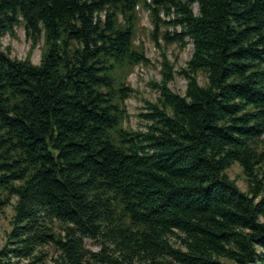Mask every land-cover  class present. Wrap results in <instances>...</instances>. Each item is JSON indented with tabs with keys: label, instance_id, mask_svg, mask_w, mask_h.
I'll list each match as a JSON object with an SVG mask.
<instances>
[{
	"label": "trees",
	"instance_id": "obj_1",
	"mask_svg": "<svg viewBox=\"0 0 264 264\" xmlns=\"http://www.w3.org/2000/svg\"><path fill=\"white\" fill-rule=\"evenodd\" d=\"M137 8L154 46H191L181 96L161 54L143 130L122 126ZM20 24L42 45L0 47V264H264V0H0V37Z\"/></svg>",
	"mask_w": 264,
	"mask_h": 264
},
{
	"label": "rangeland",
	"instance_id": "obj_2",
	"mask_svg": "<svg viewBox=\"0 0 264 264\" xmlns=\"http://www.w3.org/2000/svg\"><path fill=\"white\" fill-rule=\"evenodd\" d=\"M148 1V0H147ZM137 10V24L133 38V45L141 48L144 57L148 60L146 65L138 64L129 71L125 77L126 84L133 90L130 97L125 101V110L127 119L122 123L124 128L132 130H143V123L138 118V114L143 111V102H155L157 93L149 86L150 82L157 83L160 80V57L165 56L172 67V78L167 83L169 90L175 94L183 95L185 81L177 72L185 66L191 53V46L186 42L183 49H179L177 45L172 44L163 46L158 40L159 46L156 47L150 40L149 31L151 26L148 22L147 13L139 8ZM195 13V5L192 7ZM161 17V15H160ZM41 40L34 47H30V43L25 39L21 24L13 28V34H5L0 37V47L3 51H7L10 58L25 59L27 58L32 64L36 65L39 60L41 51ZM196 81L199 86L205 84L204 75L196 74ZM264 152V147H261ZM227 178L234 183L240 192L246 191V184L241 169L236 163H233L226 171ZM14 200H11L10 205L3 209L0 214V249L4 245L7 232L10 230L9 220L13 214L12 205ZM84 247L89 251H97L95 242L84 239ZM48 253V258L44 264H53L50 260L54 257L52 249H45Z\"/></svg>",
	"mask_w": 264,
	"mask_h": 264
}]
</instances>
